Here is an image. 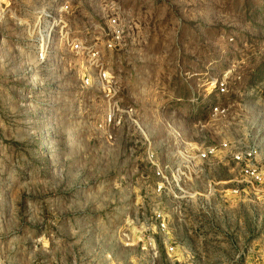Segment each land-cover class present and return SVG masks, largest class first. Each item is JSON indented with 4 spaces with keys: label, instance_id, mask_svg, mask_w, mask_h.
<instances>
[{
    "label": "rangeland",
    "instance_id": "rangeland-1",
    "mask_svg": "<svg viewBox=\"0 0 264 264\" xmlns=\"http://www.w3.org/2000/svg\"><path fill=\"white\" fill-rule=\"evenodd\" d=\"M251 146L264 0H0V264H264Z\"/></svg>",
    "mask_w": 264,
    "mask_h": 264
},
{
    "label": "built area",
    "instance_id": "built-area-1",
    "mask_svg": "<svg viewBox=\"0 0 264 264\" xmlns=\"http://www.w3.org/2000/svg\"><path fill=\"white\" fill-rule=\"evenodd\" d=\"M114 23V22H113ZM100 82H107L109 80L107 73H99V76L97 77ZM227 79L223 78L219 81H217V89L219 94H224L227 91ZM84 84L86 87H91L93 82L90 77H87L84 80ZM211 110L214 114L218 115H225L226 114V109L219 108L218 106H212ZM121 123V119L118 120L117 124ZM224 147H227V145H224ZM216 147L210 146L206 150H204L200 154L201 159H207L210 156H213L216 153ZM258 154V146H251L247 148L245 151L237 153L234 155V159L239 163L243 165L242 172L244 175L249 178L251 184H262L264 182V175L263 173L256 168L252 163L257 157ZM149 158L150 161L152 162L153 165H155L154 162V155L150 152L149 153ZM157 167V175L162 177L163 180H168L167 177L163 174L166 170H169V167L166 166L165 168L161 169L159 166ZM164 181H162L161 185L159 186V190L164 187ZM179 187V185H178ZM154 221L156 223V227L158 230H161V232H166L167 231V226H168V216H166L163 212H157L154 215ZM144 247H148L152 252L153 256L157 255L158 249L156 247V243L152 240V238H148L146 243L144 244ZM166 251L167 253H173L175 251V247L172 245H166Z\"/></svg>",
    "mask_w": 264,
    "mask_h": 264
}]
</instances>
